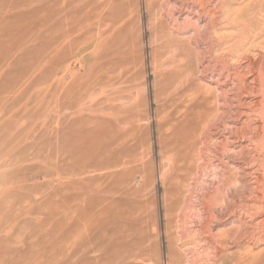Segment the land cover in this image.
Masks as SVG:
<instances>
[{"label": "rangeland", "instance_id": "374dc122", "mask_svg": "<svg viewBox=\"0 0 264 264\" xmlns=\"http://www.w3.org/2000/svg\"><path fill=\"white\" fill-rule=\"evenodd\" d=\"M225 1L0 0V264H264V0Z\"/></svg>", "mask_w": 264, "mask_h": 264}, {"label": "bare ground", "instance_id": "6f19581e", "mask_svg": "<svg viewBox=\"0 0 264 264\" xmlns=\"http://www.w3.org/2000/svg\"><path fill=\"white\" fill-rule=\"evenodd\" d=\"M237 0H227L225 2H223L224 4H222L223 6L220 8L222 13H223V16L224 18H227L229 20V23H232L234 22L233 19L237 20V18L240 17L241 15V12L238 10L235 11L238 12L236 13V15L233 13L234 10H233V5L234 3ZM233 3V5H232ZM231 12L233 13V19H230L232 14ZM229 14H231L229 16ZM236 16V18H234ZM203 17V15H202ZM235 20V21H236ZM214 21V20H213ZM105 23V22H104ZM214 23V22H213ZM101 24V23H100ZM199 37V36H198ZM199 42V41H198ZM62 44H65V43H62ZM241 69V68H240ZM241 80V79H240ZM234 81V80H233ZM241 84V83H240ZM234 85V84H233ZM243 86V84H241ZM239 86V85H238ZM241 86H239V89L241 90L240 88ZM247 87V86H246ZM245 87V88H246ZM235 88V87H234ZM244 88V87H243ZM242 88V89H243ZM236 90H238V88H235ZM233 90V89H232ZM236 90H235V93H236ZM243 91V90H241ZM232 92V91H231ZM234 92V91H233ZM232 92V93H233ZM240 93V91H238ZM184 94V93H183ZM239 95V94H238ZM235 97V96H233ZM239 99V98H238ZM235 99H227L225 98L224 99V104L223 106L227 109V111H223V113L221 114H218V113H214V111L211 110H206L204 112L196 109L193 106L191 105H186L184 109H176L175 111V117H176V123L174 124V128H173V141H176L177 143H180L181 144V147L185 150V155L182 156V160L185 162L186 158L190 155V153L192 151H195L196 148H197V145L198 143L200 142V139L199 137H201V133H207V132H210V128L211 126L212 127H218V126H222L224 123L225 120H229V119H233L232 117V113L234 114V109H233V104H234V101ZM237 101V99L235 100ZM216 102V101H215ZM220 102V101H219ZM233 102V104H232ZM238 102H241V100L239 99ZM218 103V102H217ZM241 104V103H240ZM175 109V108H174ZM252 109V107H251ZM250 109V110H251ZM220 110V108H219ZM238 113V112H237ZM181 115V118H177L178 116ZM235 115V114H234ZM236 116V115H235ZM232 117V118H231ZM234 120V119H233ZM237 120V119H236ZM235 120V121H236ZM231 121V120H230ZM238 121V120H237ZM227 122V121H226ZM228 123V122H227ZM226 123V124H227ZM225 126V125H223ZM252 127V126H251ZM222 129V128H221ZM247 129V128H246ZM251 129V128H250ZM227 130V129H226ZM251 131V130H250ZM238 133V132H237ZM246 133V132H245ZM201 134V135H200ZM233 134V132L231 133ZM230 134V136H231ZM239 134V133H238ZM258 134V133H257ZM256 134V135H257ZM208 135V134H207ZM239 135H243V133L239 134ZM238 135V136H239ZM246 135V134H244ZM233 136V135H232ZM236 137V136H235ZM244 137V136H242ZM251 138V137H250ZM223 142V141H222ZM225 142V141H224ZM201 143V142H200ZM263 144V143H262ZM224 145V144H223ZM259 145V144H258ZM231 146V145H230ZM255 149V148H254ZM242 150V149H241ZM223 152H217V154H223V156H229V158H234V157H239V156H243L242 159L246 158L244 157V153H235L237 151L234 152V150H229V144L226 143L224 145V149H222ZM258 151V150H257ZM240 152V151H239ZM260 152V151H259ZM264 152V151H263ZM213 153V152H212ZM216 153V151H215ZM246 154V153H245ZM174 155V154H173ZM257 155V154H256ZM248 157V156H247ZM174 158V156H173ZM218 158V157H216ZM177 160V156L175 158ZM222 158L219 157V161H221ZM253 159V158H252ZM251 159V160H252ZM173 161V160H172ZM246 161H247V158H246ZM263 162V161H262ZM251 163V162H250ZM258 163V162H257ZM177 162L174 160L173 163H172V166H174V169L176 171H183L184 170V167H187L186 164L184 163V165H177ZM253 165V164H252ZM217 172V171H216ZM179 173V172H178ZM248 175V174H247ZM224 176V175H223ZM225 177V176H224ZM260 179V178H259ZM182 179L181 178H177L176 182H180ZM225 183L228 184L227 181H225ZM179 184V183H177ZM263 185V184H262ZM224 186V185H223ZM231 186V185H230ZM239 188V187H237ZM242 188V186H241ZM259 188V187H258ZM234 190H237L236 189V186L234 188ZM259 191V190H257ZM247 192V191H246ZM262 192V191H261ZM259 193V192H258ZM241 197V196H240ZM219 198H220V194H219ZM225 199V198H224ZM224 203V202H223ZM232 203V202H231ZM222 205V204H221ZM233 205V204H232ZM231 205V207H232ZM243 205V204H242ZM217 206V205H216ZM225 206V205H224ZM220 207V206H218ZM227 208V207H226ZM252 209V208H251ZM262 209V208H261ZM226 210V209H225ZM219 213V212H218ZM232 214V213H231ZM255 215V214H254Z\"/></svg>", "mask_w": 264, "mask_h": 264}]
</instances>
